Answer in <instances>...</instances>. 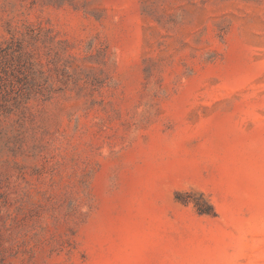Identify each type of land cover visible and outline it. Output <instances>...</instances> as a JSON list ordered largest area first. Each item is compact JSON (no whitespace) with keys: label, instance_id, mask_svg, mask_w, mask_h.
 Returning <instances> with one entry per match:
<instances>
[{"label":"rangeland","instance_id":"1","mask_svg":"<svg viewBox=\"0 0 264 264\" xmlns=\"http://www.w3.org/2000/svg\"><path fill=\"white\" fill-rule=\"evenodd\" d=\"M0 264H264V0H0Z\"/></svg>","mask_w":264,"mask_h":264},{"label":"trees","instance_id":"2","mask_svg":"<svg viewBox=\"0 0 264 264\" xmlns=\"http://www.w3.org/2000/svg\"><path fill=\"white\" fill-rule=\"evenodd\" d=\"M8 64H11V67L13 69V71H19L21 68V63H22V58L20 54H11V57L9 60H7ZM6 62V63H7ZM197 209L199 211V213H205V211H203L202 209H200V207L196 204Z\"/></svg>","mask_w":264,"mask_h":264}]
</instances>
